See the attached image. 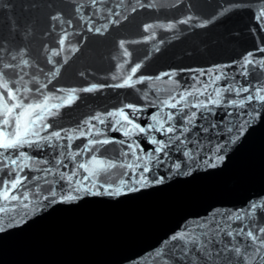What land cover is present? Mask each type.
<instances>
[{
	"label": "water",
	"instance_id": "obj_1",
	"mask_svg": "<svg viewBox=\"0 0 264 264\" xmlns=\"http://www.w3.org/2000/svg\"><path fill=\"white\" fill-rule=\"evenodd\" d=\"M262 6L264 0H99L95 5L91 0H0V42L12 54L27 50L23 58L33 66L24 69L22 84L32 89L30 96L66 97L75 90L70 105L55 98L49 101L62 106L52 109L55 116L44 117L43 123L49 126L39 131L43 137L60 131L61 139L43 140L38 146L7 153L0 150V182L16 175L27 177L25 187L12 190L7 201L0 197V207L12 209L0 213V226L5 229L0 232V264H264V245L246 237L248 231H254L264 239V233L257 231L264 228V209L252 207L264 205V102L253 100L243 108L227 103L264 86V67L253 63L241 68L249 52L253 56L248 59L264 61V52L258 51L264 49V20L255 19ZM57 14L63 24L50 19ZM183 20L188 23H181ZM167 23L176 27H160ZM149 24L154 27L146 31ZM96 27L102 31L89 30ZM65 32L68 39L61 46L59 40ZM61 48L59 56L51 55ZM3 61H10L7 51ZM138 63L141 67L133 73L131 69ZM243 71L249 75L243 76ZM221 73L227 78L213 83ZM129 76L132 87L115 86ZM33 78L38 83L30 82ZM93 84L103 87L82 91ZM202 84L208 87L204 89ZM228 85L251 86V91L237 96L224 92ZM185 89L204 95L186 98L192 107L184 112L197 115L187 125L189 132L181 135L178 110L162 106L161 101L178 100ZM216 90L221 91L223 104H209L210 112L195 107L200 101L215 99ZM128 104L145 110L132 114L125 108ZM121 108L141 126L155 123L151 115L158 114L161 121L169 112L174 115V121H165V127L174 123L177 131L152 133L166 144L168 136L174 138L163 153H154L160 157L159 165L155 160L139 162L141 166L149 163V179L153 174L163 176V183L109 196L105 178L98 177L93 187L91 180L82 179L87 175L82 169L71 185L60 180L59 173L77 171L76 166L87 163L92 155L118 164L132 163L135 157L129 144L138 142L143 147V151H135L139 157L155 147L121 116L108 115ZM117 120L126 127L112 131L121 127ZM125 130L133 135L123 136ZM88 139L124 143L98 145L99 152H86L72 160L68 153L79 152ZM17 151L31 157L18 161L21 166L30 165L22 173L15 172L16 166L7 159L9 155L15 159ZM184 151H192L196 158L188 159ZM125 152L129 153L126 158ZM217 155L225 159L212 167ZM173 161L181 163V169L176 170ZM133 171L113 169L107 177L112 190L120 179L128 181ZM81 185L93 192L99 188L101 194L74 191ZM132 186L139 188L135 183ZM24 191L29 192L27 200ZM68 194L78 199L61 202ZM11 195H18L19 201L11 200ZM238 214L242 219H235ZM239 229L245 235L237 234ZM228 231L233 235H225ZM180 233L186 239H172ZM196 236L210 257L191 243L190 238ZM235 248L241 249L240 254Z\"/></svg>",
	"mask_w": 264,
	"mask_h": 264
},
{
	"label": "snow or ice",
	"instance_id": "obj_2",
	"mask_svg": "<svg viewBox=\"0 0 264 264\" xmlns=\"http://www.w3.org/2000/svg\"><path fill=\"white\" fill-rule=\"evenodd\" d=\"M99 0H91L92 4H97ZM136 9L134 8L133 11ZM77 12H80V8L76 9ZM83 18V17H82ZM51 20L57 21L61 24L64 23V21L61 18L60 14L53 15L50 17ZM191 19V18H189ZM256 20H264V6H262L259 10V15L255 16ZM116 21H113L115 23ZM70 24L71 21H68ZM181 23H188V20H183ZM107 25H105V28ZM154 25H145V30H149L153 28ZM162 28L167 29H174L176 27L175 23H167L166 25H160ZM89 30H94L97 33H100L102 31L101 28H90ZM68 39V33L65 32L62 36V38L59 40V44L63 46L65 42ZM120 47H124V42H120ZM8 52V55L10 56L9 62H4L3 57L5 55V52ZM63 51V48L52 51V56H59L61 52ZM260 52H264V49H258ZM27 55V50H18L16 54H12L10 51H8L6 47V43L0 42V150H3V152L7 153L9 150H19L24 148L25 146H28L31 148L33 145H39L41 141L47 140L51 141L53 138L55 139H61V132L56 131L53 132L48 137H43L39 135V131L45 127H48L49 125L43 123L45 116H55L57 113L55 111H52V109H59L62 105L61 104H51L49 101L53 98L62 100V103L64 105H70L73 102V93L75 90H72V92H69V94L66 97H54V95L49 94H43L41 93V98L36 99L35 97H31L30 94L32 93V89L28 88L26 85L22 84L23 81V75L24 69L27 67H31L33 65L30 64L29 59L23 58ZM125 55H128V52L125 51ZM17 56L20 57L19 60H17ZM253 56L252 52H249L246 57L244 58V64L241 65V68H244L246 65H250L253 63H258L261 67H264V61H256L254 59H248V57ZM50 63H55L51 60V57H49ZM141 67V65L138 63L131 69L133 73H136L137 70ZM58 71V70H57ZM202 75L204 73H201ZM243 76L247 77L249 73L247 71H243L241 73ZM55 75V73H54ZM165 75H168L165 73ZM15 77V78H13ZM222 78H227L224 76L223 73L220 75H216L214 77L213 83L221 81ZM131 76H129L127 79L124 80L122 84L115 85L116 87H132L133 85L129 82L131 81ZM30 82H36L33 78V81ZM44 87H47V85H44ZM99 87H103V85H95L93 84L91 87L85 88L82 91L91 92L96 90ZM202 88L206 89L208 87L207 84H202ZM251 91V86H242L239 88L233 87L232 85H228L224 88V92H234L237 96H240L241 93H249ZM36 92H40V88H36ZM264 86H261L260 88L256 89L254 94H249L241 99H231L228 100L227 103L229 106L232 107H240L243 108L244 105L250 101L256 100L260 102H264ZM196 95H204V92L199 90L194 91H188L187 89L184 90L183 93L179 95V99L176 100L175 97H170V99H166L161 101V105L164 107H168L174 110H178V114L181 117V135L184 133L189 132V127L187 125H191L193 122V119L196 117L197 113L195 111L191 112L190 114L184 112V108H191L192 105L186 102V98L188 96H196ZM215 99H209L207 103L204 101H200L195 105L197 108H202L205 111H211L209 108L210 105L214 106H220L225 101L222 98V93L220 90H216L215 92ZM28 99L29 102L25 103V100ZM175 101V102H172ZM183 104V108H178L179 105ZM125 108L131 110L132 114H135L137 112H142L145 110L143 106L137 107L133 104L125 105ZM125 108H121L116 113H108L109 116H116L119 115L122 117L124 122H127V124H132L133 127L136 129V132L138 134H141L147 143L149 145L155 146L152 148L151 151H148L147 154L143 157L135 156L136 149H139L143 151V147L138 142H133L128 145L129 152L132 153V155L135 157V160L132 163H122L118 164L117 162H114L110 159H103L99 158L96 155H92L87 163H79L77 167V171L72 172L71 174H68L67 172L59 173V179L66 181L71 185V182L74 180V178L77 177L78 171L80 169L84 170V172L87 173V175L83 176V180H91L93 187L96 186V181L98 177L103 176L105 178V183L107 184V188L105 189V192L109 196H119L124 194L125 189H127L128 192H135L139 191L140 188H144L148 186L151 183L154 184H161L164 181L163 176H155L153 174L152 178L149 179L146 174H149L152 172L151 168L149 167V163H144L142 166L139 163L140 161H148L151 162L153 160L156 161L157 165L160 163V157H157L154 155V153L159 152L163 153L164 150L168 147L169 144L174 143V138L172 136H168V143L166 144L163 139H158L156 136L152 135V133H164L165 135L169 133H174L177 131L176 125L173 123L169 125L168 127H165V121L171 122L174 121L175 117L174 115L169 112L167 116L165 117V121H161L158 118V114L151 115L150 119L154 121L153 124H147L145 126H141L139 123H133V120L130 118L129 114L125 112ZM94 119H99L98 117H94ZM101 123H105V121L101 120ZM39 123V129L37 128V124ZM117 125H120L121 127L113 128L112 131H121L122 128L126 127L125 124L122 123L121 120L115 121ZM204 131H207V129H204ZM66 133V130H65ZM86 133L80 132V137H85ZM87 135H91L89 132ZM133 135L130 131H123V136L130 137ZM30 137H38V139L33 140ZM71 139V137H68ZM175 139H179V137H176ZM113 142H119L121 144L124 143V141H114V139H88L87 142L83 145V147L80 148L79 152L76 153H68V156L75 160L77 156L83 155L84 153H92V152H99L100 147L99 146H105ZM193 143H196L195 141ZM196 147L199 148L200 145L197 143ZM219 151V149H218ZM128 152L123 153L124 157L126 158L128 156ZM183 156L188 157V159H195L192 151H184ZM7 159L11 160V164L15 165L16 168L14 169L17 173L24 172L25 168L30 167V165L25 164L23 166L18 164L19 160H30L31 157L27 155L24 151H17L16 158L13 159L11 155L7 157ZM216 163H213L211 166L216 167L218 163L222 162L225 157L224 156H215L214 157ZM47 163V161H45ZM58 164L62 163V161H57ZM174 168L176 170L181 169L182 164L176 163L173 161ZM124 168L129 170H134L133 174L129 177V180L126 181L124 179L119 180V186L115 188V190H112V183L108 181L107 177L111 175V172L113 169L116 168ZM138 170V171H137ZM184 175H188V172H184ZM38 179V178H36ZM27 181L26 176L16 175L10 180L2 181L0 184H2L3 191H0V197H2L5 201L9 199L10 192L12 190H18L19 188L25 187V182ZM79 183V181H77ZM132 183L138 184L139 188L133 187ZM35 191L38 193L40 191L39 187L35 189ZM74 191L77 192H83L88 193L91 195H100L99 188H97L96 192L92 191L91 187H86L81 185L79 188H75ZM57 193L55 191H51V196L56 197ZM23 199L27 200L29 197V192L24 191L22 193ZM20 197L18 195H11V200L13 201H19ZM44 199H47V197H44ZM78 199V196L76 195H64L61 197V202L64 201H73ZM22 203V201H20ZM55 202V201H53ZM24 207H27V205H24ZM253 210L256 208L264 209V205H253ZM12 211V209H8L5 207H0V213H6ZM235 219L239 220L242 219L241 215H237ZM21 221H16V223H20ZM13 226L11 223L9 224V227ZM5 229L3 226H0V232H3ZM257 231L264 233V228H259ZM237 234L239 235H245L243 229L237 230ZM207 235V233H205ZM225 235H233L232 231H228L225 233ZM246 237L250 238L252 241L260 240V243L264 245V239H261L257 235L254 234V231H248L246 233ZM173 240L176 239H186L184 233H180L178 236H173ZM191 243L197 245L198 250L202 251L205 256L210 257L211 253L207 250L206 246L200 242V238L198 236L191 237L190 238ZM184 251H187V249H184ZM234 251L237 254H240L241 249L235 248Z\"/></svg>",
	"mask_w": 264,
	"mask_h": 264
}]
</instances>
